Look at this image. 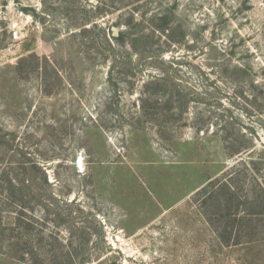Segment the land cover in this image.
I'll list each match as a JSON object with an SVG mask.
<instances>
[{
  "label": "rangeland",
  "instance_id": "1",
  "mask_svg": "<svg viewBox=\"0 0 264 264\" xmlns=\"http://www.w3.org/2000/svg\"><path fill=\"white\" fill-rule=\"evenodd\" d=\"M0 191V264H264V0H0Z\"/></svg>",
  "mask_w": 264,
  "mask_h": 264
},
{
  "label": "trees",
  "instance_id": "2",
  "mask_svg": "<svg viewBox=\"0 0 264 264\" xmlns=\"http://www.w3.org/2000/svg\"><path fill=\"white\" fill-rule=\"evenodd\" d=\"M112 38L115 40V42H120V41H123L124 39V33L122 32V31H118V33H117V35L115 36V35H113L112 36ZM242 150L241 149H238V150H236V151H234L235 152V154H237V153H239V152H241ZM250 162L252 163V165H256V163H257V161H256V159H253V157H251V159H250ZM242 163V162H241ZM238 176H233V175H231L230 176V181H227V180H225V182L223 181L222 182V180L221 181H219V180H216V181H210L209 183H208V185L210 186V187H212L214 190H211V191H207L208 190V185L207 186H204V187H201L200 189H198L195 193H194V199L195 200H197V199H201V202H202V204H206L207 203V200L210 198V199H212V197L215 195V193H216V191H217V189H223V191H225L226 193H227V198H228V201L230 202L231 200H233V198H234V194H235V187H234V185H233V181L232 180H235L236 178H237ZM235 178V179H234ZM224 179H225V177H224ZM218 185V186H217ZM215 187H217V189L215 188ZM216 189V190H215ZM0 194H1V191H0ZM217 197V195H215V197H213L214 198V200H217L218 198H216ZM17 206H18V210L16 211V216H17V220H20V221H22V219H23V217L24 216H26V211H25V208H24V206L20 203V204H17ZM230 209V208H229ZM229 209H228V212H229ZM228 214H230V213H228ZM231 215V214H230ZM229 215V216H230ZM206 216H207V214H206ZM207 217H209V216H207ZM209 221H210V223L212 224V226H213V222H212V220H211V218H209ZM23 222V221H22ZM20 225L18 224V226H17V228L19 227ZM227 233H228V235L230 234V232H228L227 231ZM23 253V252H22ZM24 257V256H23ZM36 264H38V263H36Z\"/></svg>",
  "mask_w": 264,
  "mask_h": 264
}]
</instances>
